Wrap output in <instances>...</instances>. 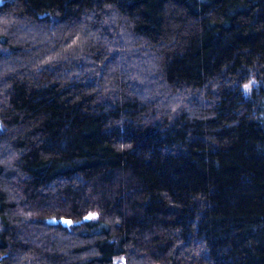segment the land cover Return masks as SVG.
<instances>
[{"label": "trees", "instance_id": "obj_1", "mask_svg": "<svg viewBox=\"0 0 264 264\" xmlns=\"http://www.w3.org/2000/svg\"><path fill=\"white\" fill-rule=\"evenodd\" d=\"M0 264H264V0H0Z\"/></svg>", "mask_w": 264, "mask_h": 264}, {"label": "water", "instance_id": "obj_2", "mask_svg": "<svg viewBox=\"0 0 264 264\" xmlns=\"http://www.w3.org/2000/svg\"><path fill=\"white\" fill-rule=\"evenodd\" d=\"M63 222H64V221H63ZM64 223H65L66 226H69L71 222H70L69 220H67V221L64 222Z\"/></svg>", "mask_w": 264, "mask_h": 264}]
</instances>
